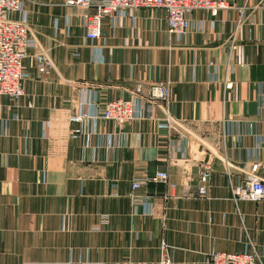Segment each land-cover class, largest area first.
I'll use <instances>...</instances> for the list:
<instances>
[{
  "label": "crops",
  "instance_id": "obj_1",
  "mask_svg": "<svg viewBox=\"0 0 264 264\" xmlns=\"http://www.w3.org/2000/svg\"><path fill=\"white\" fill-rule=\"evenodd\" d=\"M66 1L26 0L13 15L38 47L24 59V95L0 97V264L156 261L162 242L174 264L247 248L264 258V200L235 201L230 187L257 162L264 178L263 0L196 10L184 37L169 34L163 10L141 8L106 17L97 40L86 34L94 10ZM39 50L48 74L34 65ZM154 82L171 96L151 116L122 127L95 117ZM73 114L94 116L78 138ZM160 170L175 189H132Z\"/></svg>",
  "mask_w": 264,
  "mask_h": 264
},
{
  "label": "built area",
  "instance_id": "obj_2",
  "mask_svg": "<svg viewBox=\"0 0 264 264\" xmlns=\"http://www.w3.org/2000/svg\"><path fill=\"white\" fill-rule=\"evenodd\" d=\"M26 0H0V97L5 96L16 100L24 95L23 81L28 76L24 70V59L28 49L38 47V41L29 33L28 22L14 18V13L24 10ZM68 6L82 9H93L86 17L87 37L91 40L102 38V25L106 17L125 16L141 8L161 9L165 12L168 32L178 37L186 36L191 29V15L196 10L208 11L216 16L221 9L230 6L227 0H67ZM261 5L264 7V0ZM34 65L41 74H48L54 67L51 56L45 50H39L34 55ZM145 90L144 85H137L131 97H117L108 101L106 108L95 117L114 121L119 127L130 123L141 116H151L153 109L167 102L171 96L170 86L163 82H154ZM94 118L88 114H73L71 122L80 126L72 130L71 136L78 138L84 134L82 123L84 119ZM172 121L168 115L165 127H171ZM263 165L254 163L240 184L230 183L235 201L264 200V178L259 174ZM210 178V166L205 164L201 173L198 195L206 194V183ZM163 183L172 189L177 187L170 182L167 170L157 171L154 175L137 178L132 183L133 190L147 188L149 183ZM134 200L141 201L140 197ZM146 200V198H144ZM130 264H174L169 252V246L162 242L160 258L156 261H139ZM203 264H264V258L255 248H247L243 252L213 251L209 253Z\"/></svg>",
  "mask_w": 264,
  "mask_h": 264
}]
</instances>
